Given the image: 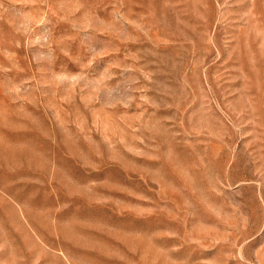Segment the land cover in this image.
<instances>
[{
  "label": "rangeland",
  "instance_id": "rangeland-1",
  "mask_svg": "<svg viewBox=\"0 0 264 264\" xmlns=\"http://www.w3.org/2000/svg\"><path fill=\"white\" fill-rule=\"evenodd\" d=\"M0 264H264V0H0Z\"/></svg>",
  "mask_w": 264,
  "mask_h": 264
}]
</instances>
